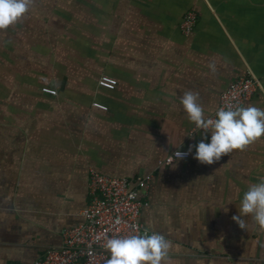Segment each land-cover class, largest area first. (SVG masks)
Listing matches in <instances>:
<instances>
[{"label": "crops", "instance_id": "1", "mask_svg": "<svg viewBox=\"0 0 264 264\" xmlns=\"http://www.w3.org/2000/svg\"><path fill=\"white\" fill-rule=\"evenodd\" d=\"M50 1L0 30V264H31L83 221L89 169L151 174L140 222L170 241V264H264V229L232 219L264 178V136L201 164L195 145L210 133L180 103L198 93L209 118L249 73L260 87L242 106L264 109V0H82L83 17L45 18ZM189 9L198 19L185 35ZM101 76L116 88L98 87Z\"/></svg>", "mask_w": 264, "mask_h": 264}, {"label": "built area", "instance_id": "2", "mask_svg": "<svg viewBox=\"0 0 264 264\" xmlns=\"http://www.w3.org/2000/svg\"><path fill=\"white\" fill-rule=\"evenodd\" d=\"M184 15L179 28L187 35L195 29L198 18L193 10H188ZM97 84L108 92L117 86L116 81L108 76H101ZM259 87V80L249 73L235 77L219 94L217 108L209 118L214 119L216 111L228 103L242 106ZM40 92L54 96L56 91L42 87ZM92 105L99 111H106L101 104L92 102ZM176 151L188 152L173 150L165 157V164L175 160L171 155ZM150 180L149 173L131 178H116L89 169L86 185L88 202L81 211L83 221L61 231L59 246L45 250L31 264H105L110 258V254L104 248L105 237L143 234L147 228L140 222V215L148 204L144 196L146 197ZM140 192H144L143 197H139ZM151 232L155 231L150 230L149 234Z\"/></svg>", "mask_w": 264, "mask_h": 264}, {"label": "clouds", "instance_id": "3", "mask_svg": "<svg viewBox=\"0 0 264 264\" xmlns=\"http://www.w3.org/2000/svg\"><path fill=\"white\" fill-rule=\"evenodd\" d=\"M35 0H0V30H7L29 13ZM209 68L215 72L214 63ZM190 122L204 133H210V142L201 140L195 145L194 158L201 164L212 165L229 155L233 150H245L264 136V109L255 106H241L232 103L219 108L215 118H207L205 109L199 102V94L186 91L180 100ZM188 152L176 151L171 155L175 161L184 159ZM239 216H233L241 228V217L251 215L253 221L264 229V178L252 184L244 192L239 204ZM145 228L143 234L136 233L124 237H105L104 248L110 254L105 264H170V241L161 233Z\"/></svg>", "mask_w": 264, "mask_h": 264}, {"label": "rangeland", "instance_id": "4", "mask_svg": "<svg viewBox=\"0 0 264 264\" xmlns=\"http://www.w3.org/2000/svg\"><path fill=\"white\" fill-rule=\"evenodd\" d=\"M71 0H51L49 5H45L43 8L45 18H53V17H83L82 15V0H76L77 5L71 6L70 5ZM51 3H53L51 5ZM58 3V4H55ZM64 3V4H63ZM70 10V12H69ZM193 10L195 13L196 11ZM197 15V14H196ZM198 18V15H197Z\"/></svg>", "mask_w": 264, "mask_h": 264}]
</instances>
